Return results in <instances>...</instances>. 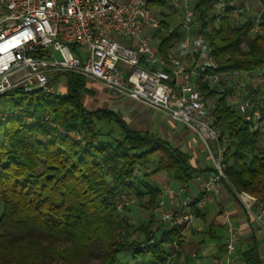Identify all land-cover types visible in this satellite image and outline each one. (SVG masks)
<instances>
[{"label": "trees", "instance_id": "16d2710c", "mask_svg": "<svg viewBox=\"0 0 264 264\" xmlns=\"http://www.w3.org/2000/svg\"><path fill=\"white\" fill-rule=\"evenodd\" d=\"M166 1L149 0V7L160 13ZM258 1L264 6V0ZM212 2L195 0L194 8L202 19L201 31L211 24L208 41L218 68L264 72V35L247 33L248 17L231 25L230 11L219 17L216 27L214 18L203 21ZM162 25H166L164 21ZM180 35L175 29L161 36L159 52ZM83 85L81 75L67 72L66 92L52 99L47 100L37 89L24 93L15 88L5 93H21L15 105L22 104L26 113L31 108L37 113L47 111L59 127L26 123L18 116L0 122V264H129L148 254L149 260H139L142 264H177L185 237L174 229H152L154 219L145 213L155 205L159 188L146 178L164 171L176 182L188 183L197 170L188 154L168 141L128 129L110 111L85 109ZM200 89L203 94L215 92L205 84ZM216 104L213 112L229 140L227 179L235 191L264 202V138L249 131L225 94ZM67 131L79 133L80 138L74 139ZM133 167H139L142 175L126 184ZM119 191L136 194L138 205L133 208L144 214L142 219L116 210L114 196ZM195 214L199 216L200 210ZM239 241L236 255L240 264H262L256 235L251 234L244 248ZM173 242L177 251L170 256ZM124 249L132 256L120 262L117 255ZM223 251L224 243L216 256Z\"/></svg>", "mask_w": 264, "mask_h": 264}, {"label": "built area", "instance_id": "2783aa9c", "mask_svg": "<svg viewBox=\"0 0 264 264\" xmlns=\"http://www.w3.org/2000/svg\"><path fill=\"white\" fill-rule=\"evenodd\" d=\"M249 2L213 0L210 15L203 21L209 23V18H214L218 22L230 11L232 24L238 25L239 19L248 17L247 33L256 35L261 32L264 6L259 4L251 13ZM165 6L175 21L171 26L162 25L149 0H0V95L15 88L24 93L37 89L44 98L52 99L59 93L50 84V74L66 70L93 78L112 92L166 113L197 135L210 165L195 175L197 195L185 194V183L165 189L167 198H159L151 207V213L158 216L152 229H174L184 235L196 218L195 211L207 203L219 204L220 192L226 186L249 213L264 249V202L235 191L228 181V144L200 89L204 84L216 87L249 131L264 138V72L220 70L211 55L208 30L201 31L195 0H167ZM175 29L181 34L176 44L165 53L153 47L152 33L147 31L163 36ZM113 34L125 36L126 42H119ZM80 48L84 54L77 51ZM23 107L0 110V122L18 116L26 123L38 121L59 127L47 111L37 113L31 108L26 113ZM67 134L80 138L74 131ZM141 175L142 170L133 167L125 183ZM136 202L133 191H119L114 196L115 208L121 214ZM221 214L226 231L224 251L212 258V264H236L240 233L228 212L223 210ZM171 248L173 256L177 244L173 242ZM129 264L142 262L131 260Z\"/></svg>", "mask_w": 264, "mask_h": 264}, {"label": "crops", "instance_id": "0c3cea01", "mask_svg": "<svg viewBox=\"0 0 264 264\" xmlns=\"http://www.w3.org/2000/svg\"><path fill=\"white\" fill-rule=\"evenodd\" d=\"M147 32L152 33V41L153 37H157V43H160L161 35L159 33L151 30ZM157 43L156 45L152 44L156 49H158ZM77 51L82 54L85 53L80 49ZM67 72L66 70L52 72L49 77V80L57 86L62 85L60 89H57L60 95L66 92ZM82 77L84 85L81 91V100L85 109L110 111L128 129L140 133L149 132L168 141L173 147L188 154L189 163L197 170V173L209 168L210 159L203 145L199 140L195 142L184 133V131L191 132L186 126L176 122L162 111H157L127 95L112 92L93 78ZM115 129L117 130L116 127ZM195 175L192 180L185 183L187 184L185 194H198ZM146 181L151 185L158 186L157 200L161 197L167 198L165 189L175 188L182 184L173 180L164 171L151 174L146 178ZM230 190L224 186L219 195V204L211 202L199 209V216L195 218L190 228L184 233L185 241L181 246V255L177 264H212V258L218 254L226 237L221 214L223 210L228 212L230 219L239 231V242H241L242 248L252 233L256 235L260 246L262 264H264L262 237L256 231L249 213ZM136 204L138 205V199ZM147 215L154 219L155 225L158 216L151 213V208L146 211L145 216ZM236 264H240L238 259Z\"/></svg>", "mask_w": 264, "mask_h": 264}, {"label": "rangeland", "instance_id": "374dc122", "mask_svg": "<svg viewBox=\"0 0 264 264\" xmlns=\"http://www.w3.org/2000/svg\"><path fill=\"white\" fill-rule=\"evenodd\" d=\"M249 4H250V9H249V11L251 12V13H254L257 9H258V7H259V1L258 0H250V2H249ZM151 9H152V7H151ZM153 10V9H152ZM158 11H161L160 13L159 12H157V11H155L154 10V13H156V14H158L159 15V17L165 22V24H167V25H172L173 23H175V21H174V19H173V16H172V14H170L169 12H168V10H167V7L166 6H163V7H160L159 8V10ZM247 12L248 14L250 13V12ZM209 12V11H208ZM229 14H230V20L232 19V16H231V13L229 12ZM208 15H210V12L208 13ZM223 16V15H222ZM207 17H209V16H207ZM245 20H246V18H242V19H240V23H243V22H245ZM212 24H214V26L216 27L217 26V22H215V21H213V23ZM211 25V24H210ZM210 25L209 24H206L205 25V29H209L210 28ZM231 25H234V24H232L231 23ZM258 34H263L264 35V29L262 28L261 29V32L260 33H258ZM253 36V35H252ZM112 37L113 38H115L116 40H118L119 42H121V43H125L126 42V38H125V36H123V35H116V34H113L112 35ZM177 41H178V39H174L173 41H171V43H170V45L172 46V45H174V44H176L177 43ZM151 43L153 44V45H156V43H157V37H153V41L151 40ZM159 45V42L157 43V46ZM170 45H169V48H170ZM169 48H167V49H169ZM81 49V51H83L84 52V50H83V48H80ZM166 49V50H167ZM165 50V51H166ZM54 51V54H55V56H56V58H58V59H61V56L59 55V53L57 52V51H55V50H53ZM165 51L163 50V53H165ZM68 72H70V71H68ZM65 80V79H64ZM50 84L52 85V87L55 89V90H57V89H60V87H62V85H56L54 82H52V81H50ZM65 84V83H64ZM213 89L215 90V92L213 93V95L211 94V95H209V94H207V92L206 93H204V98H205V105L207 106V108H209V109H211V110H213V111H215V108H216V100H217V98L220 96V93L218 92V91H216V87H213ZM21 96L22 94L21 93H14V94H10V95H8V94H3V95H0V110H8V109H12V110H15L16 108H17V105H15V100L17 99V97L18 96ZM214 113V115H215V112H213ZM215 117H216V115H215ZM217 118V117H216ZM219 122V121H218ZM220 123V122H219ZM221 125V124H220ZM192 132V131H191ZM191 132H187V131H184V133L185 134H187L192 140H194L195 142L197 141V140H199L198 139V137H197V135L195 134V133H191ZM224 136H225V140H226V143L227 144H229V140H228V138H227V135H226V133L224 132ZM262 142V139H260L259 140V143H261ZM152 159H155V157H152ZM239 192H244V191H239ZM133 206H137V204L135 203V204H132V205H130V210L128 211V210H126L124 213H122L123 215H128V216H131L132 217V219H139L140 217H143L144 216V214L142 213V212H140V213H137L136 212V210L133 208ZM136 213H137V215H136ZM146 214V213H145ZM140 219H142V218H140ZM187 232V231H186ZM185 232V233H186ZM131 256H132V253L131 252H129L128 250H126V249H124V250H120L119 252H118V255H117V257H118V260L120 261V262H125L127 259H131ZM140 259H145V261H147V260H149L150 259V255L148 254V255H146L145 257H137L136 259H134V261H139ZM57 263H60V262H57ZM50 264H55L54 262H52V263H50Z\"/></svg>", "mask_w": 264, "mask_h": 264}]
</instances>
